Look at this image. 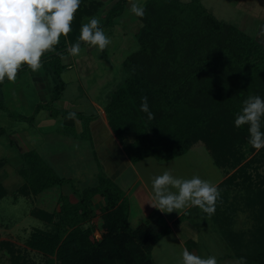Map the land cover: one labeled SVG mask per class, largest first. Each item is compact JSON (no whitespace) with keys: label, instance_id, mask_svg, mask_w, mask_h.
I'll list each match as a JSON object with an SVG mask.
<instances>
[{"label":"trees","instance_id":"16d2710c","mask_svg":"<svg viewBox=\"0 0 264 264\" xmlns=\"http://www.w3.org/2000/svg\"><path fill=\"white\" fill-rule=\"evenodd\" d=\"M129 2L116 0L100 26L115 25ZM144 5L145 14L138 17L141 24L135 33L138 46L122 60L125 79L104 107L107 125L133 164L148 157H179L203 142L215 164L227 175L218 186L221 192L243 189L250 194L248 203L258 206L253 232L258 248L240 254L239 259L242 264H264V177L259 176L256 185L248 171L256 162L264 163V148L248 144V125H234L244 99L250 95L264 97V45L239 27L219 20L202 0H148ZM96 6L99 8L102 3ZM95 9L81 5L72 21V31L67 37L61 36L55 51L42 57V67L54 82L53 98L49 104H39L34 117L41 110L51 112V117H68L69 111L53 108L67 87L61 78L68 69L63 57L80 35L83 16L91 15ZM85 46L89 45L81 42V47ZM27 69L22 66L18 73ZM143 96L148 97L153 119L139 108ZM0 110H4L3 102ZM76 114V119L83 122L82 115ZM18 119L31 122L22 116ZM94 119L90 116L84 121L83 139L88 136L92 140L89 125ZM58 132L78 136L75 128L63 126ZM5 134L0 125V138ZM249 155H253L250 160ZM22 159L18 172L25 181L20 188L23 195H39L74 183L70 178L59 177L35 150L23 153ZM5 164L6 160L0 159V169ZM255 186L260 189L255 190ZM61 195L59 212L36 213L53 224L55 230H35L29 241L31 248L47 257L44 264H155L154 247L172 232L170 226L158 232L148 223L131 227L128 199L102 170L96 186L76 190V202ZM6 196L0 181V201ZM96 196L105 201L101 209V238L95 235V228L85 227L93 214L92 201ZM193 208L174 224L187 220ZM0 248L10 253L9 264H34L16 254L7 241H1Z\"/></svg>","mask_w":264,"mask_h":264},{"label":"rangeland","instance_id":"374dc122","mask_svg":"<svg viewBox=\"0 0 264 264\" xmlns=\"http://www.w3.org/2000/svg\"><path fill=\"white\" fill-rule=\"evenodd\" d=\"M147 1L148 0H143V3L145 4ZM179 1L188 3L191 0ZM202 3L208 11L219 20L239 27L246 34L256 37V39L264 45V0H202ZM127 6L129 8L130 4H127ZM133 16L132 14H126L118 25L102 27L106 35H108L112 41L105 50L101 51L95 46L81 49L78 57H83L85 54V59H92V62H90L91 64H87V61H84L83 58V61L81 60L79 62L80 64L83 63L81 64L82 68L72 67L63 72L61 78L67 84V88L63 92V98L55 103V106L53 105L54 109L76 112L81 114V117H83L85 121L87 117H90L88 115L97 116V109H103L107 105L112 92L122 84L125 79V73L121 63L122 60L128 54L136 50L138 46L135 33L138 31L141 23L137 16ZM104 22L105 19L101 24ZM125 32L130 33V36H126L124 34ZM131 35L133 39H131ZM16 79L18 80L17 85L15 84L16 80L14 82L6 81L0 88V102H3L4 105V110H0V125L5 128L7 132L6 136L4 135L0 140V159L6 160L5 166L0 169V181L7 191V196L0 201V242H9L16 254L23 255L34 264H44L47 257L38 250L31 248L29 241L32 239V233L35 230L52 232L55 228L53 224L46 219L38 217L36 213L42 210L51 214L59 212L61 207V194L70 196L69 198L71 201H77L76 190L81 191L85 186L91 184L90 179L85 180L82 178V180L80 177L83 174L82 168L85 167V164H88L87 162H89L88 169H90L88 172L85 170L86 174L89 173L87 176L89 177L94 173L95 164L93 161L96 155H93V149H96L94 148L96 144L93 142L94 138L91 130L90 135L93 141L89 139L88 136L84 139L86 140V145L88 142L90 143H88L90 149L87 151V154L85 149L79 147L74 151L73 148L78 143L70 141L69 144L63 132L52 131L50 133H45V131L40 130L39 126L47 127L46 123L62 120L56 116L50 117L49 113L51 112L48 110H41L39 114L34 117V111L39 104L46 105L51 102L49 100L53 95L52 89L54 87V82L50 80V88L46 91H40L37 88L39 84L37 85L34 82L32 73H30L29 70L19 75ZM103 112L104 111H101V116L105 120ZM20 116L31 119V122L18 119ZM43 119L49 120L50 122L45 121V123ZM24 129L27 130L26 137L24 135ZM198 143L203 144L200 145L203 146L200 147V149L204 151L195 149V151H189V153L177 157L175 161L171 162L170 166V171L173 175L177 177L178 175L186 177L185 174L195 169L196 174L205 177L206 174H210L209 172L211 169L218 171L217 167L214 168L212 165L213 159L210 153L204 148L206 145L201 141ZM32 147L36 152L40 151V153H44L54 161L64 160V163L70 158L74 159L75 155L81 154L80 156H82V159L77 162L65 163H70L68 167L71 165L72 169H76V171L73 170L70 173L75 175V178H73L74 183L66 187H54L39 195H23L20 192V188L25 181L18 171L23 165L22 154L31 150ZM121 148L123 149L122 146ZM55 151L59 152L58 159H55ZM248 157V160H250L253 155H249ZM66 167L67 166H65L63 170L66 169ZM69 169L71 168L69 167L68 170ZM222 170L223 174H225L224 169ZM248 171L253 176L254 184L257 185V181L260 179L259 176L264 177V163L256 162L254 167ZM77 173H79V175ZM232 173L233 171H230V174ZM87 176L84 175V177ZM225 176L227 175L225 174ZM113 182L119 186V182ZM254 188L255 190L260 189L256 186ZM248 195L250 194L244 192L241 196L237 197L238 199L242 198V202L247 204ZM222 198L225 199V197ZM95 201L92 203L93 214L91 219L85 223V227L95 228V235L101 238L102 216L104 214L101 209L105 206V201H102V199ZM134 202H136V199ZM236 202L238 201L235 200L234 205L232 204L231 206L235 207ZM229 203L230 201L226 204L219 201V206H221L219 209H229ZM148 206L149 203L146 202V208ZM244 212L245 213H243V211L240 213L238 212V217L233 219V227L242 232L248 231V229L251 231L254 226V218L252 214L250 216L247 211ZM213 215L215 216V213L209 216L203 213L198 207H194L187 219L194 229L180 224L181 233L184 235L192 234V236H194L193 234L197 233L196 227L203 223L207 225L201 228V230L204 231V234L209 235V221L212 219L211 216ZM57 220L58 218L55 219V221ZM245 234L247 233L245 232ZM250 234L251 233H249V235ZM212 235L215 236L211 233L207 236L209 238L204 243L205 246L209 245L211 248L210 253L206 254V256L215 255L219 250L225 251V249L221 247L225 246L224 243L214 244L210 241V236ZM163 244L164 243L158 246L161 251L156 261L161 262V264H172L173 262L176 264V262H179L180 260L176 259L174 256L172 259L166 260L165 257L167 253L162 251V248H164ZM193 245V243L187 244L188 247H192ZM214 248L219 249L215 250ZM10 257L9 252L0 248V264H9L8 260Z\"/></svg>","mask_w":264,"mask_h":264},{"label":"crops","instance_id":"0c3cea01","mask_svg":"<svg viewBox=\"0 0 264 264\" xmlns=\"http://www.w3.org/2000/svg\"><path fill=\"white\" fill-rule=\"evenodd\" d=\"M116 0H83L81 5H86L87 9L91 8L95 11L91 15H88L85 13L81 20V25L83 23H86L88 18L96 16L99 17L101 22L104 21L107 12L109 9L112 7ZM102 3L101 7H97V3ZM129 2L128 4H130ZM91 4L95 5L94 7L91 6ZM131 15L128 12V6L126 5L125 11L121 17L116 19L115 25H118V23L121 21V19L126 15ZM134 17V16H133ZM114 25V26H115ZM128 32H125L124 34L126 36H130V33L126 34ZM134 33V32H133ZM131 33V34H133ZM130 39V38H129ZM128 39V40H129ZM131 39L132 35H131ZM130 39V40H131ZM62 38H60V41ZM130 43V41H129ZM70 46L67 47V49ZM86 47H81V49H86ZM92 47V46H91ZM67 51V50H66ZM84 58V59H83ZM85 54L83 57H78V56H72L68 52L64 55L63 57V64L68 66L69 68L72 67H81V64L79 63L82 59L84 61H87V64L92 62V59H85ZM82 60V61H83ZM91 64V63H90ZM30 71L32 73V77L34 78V82L38 85L37 88L40 91L47 90L50 88V80L53 82L52 77L47 74L45 70H43V67H41L38 71H32L30 68L21 72L17 73V77L19 75H22L26 71ZM17 79L15 81V84L17 85ZM1 88V87H0ZM67 88V87H66ZM53 90V89H52ZM53 94V92H52ZM53 98V95L51 96L50 100L51 101ZM63 98V96H62ZM61 98V99H62ZM1 100V97H0ZM100 108V107H99ZM104 109V108H103ZM103 109H97L96 115H92L95 117L93 121H91L89 128L93 133V138H94V143L96 144L93 149V155H96L95 160L93 161L95 164V170L93 171L94 173L90 175L89 177L87 176L85 170L88 172L90 169H88L89 162L88 164H85V167L82 168V176L80 177L81 179H90L91 184L89 186H85L83 189L88 188V187H94L98 184V175L100 171L102 170L105 172V174L112 179L113 181L119 182V187L121 190L124 192L126 198L129 201L130 205V214H129V223L131 227L135 228L139 226L140 224L143 223H148L152 228H154L156 231L161 232L163 231L166 227L170 226L172 227V232L169 235L164 236L160 241L156 244L152 251V256L155 264H161V262H157L156 258L159 256V253L161 249L159 250L158 246L164 243L162 248V251H165L167 253V256L165 257L166 260L172 259L173 256L176 257V259H181V252L183 248H188L189 251L193 252L194 254L202 257H207L206 254L210 253L211 248L208 246H205L204 243L206 240L209 238L211 233L214 234L215 236H210V241L214 244L217 243H224L225 246H221L225 251L223 252L222 250H219L217 254H215L219 264H242L241 260L239 259L240 254L247 253L248 251L254 250V248H258V242L253 236L254 228L257 226V219L255 215V211L257 212L258 206L251 205L249 203L244 204L242 202V198L238 199L239 196H241L245 190L243 189H237V188H231L227 192H221V197L217 201L216 204V212L215 216H211L212 219L209 221V235L204 234V231L201 230L204 226L207 224H199L196 228V232L192 236L191 235H184L181 233V229L179 227L180 224L185 227H192L193 226L189 223L188 220H185L179 224H174L178 218H180L186 211L190 210L193 208L192 206L185 207L184 209L181 210H174L171 213L163 212L160 209L154 207L150 202L151 201V193H152V186H151V179L154 175L157 174H162L165 170H170L171 162L175 161L177 157L175 158H169V157H164L161 160H157L154 157H148L136 164L131 163L129 158L127 157L125 151L121 148L119 143L117 142L116 138L114 137L113 133L111 132L109 126L107 125L106 120L103 119L101 116V111H104ZM101 110V111H100ZM35 112V111H34ZM39 114V113H38ZM37 114V115H38ZM36 115V116H37ZM49 116L51 117L50 113ZM91 116V115H88ZM62 120L56 121V122H50L49 120L43 119V121H47L50 123H46L47 127H40V130L45 131V133H50V132H58L59 128L61 127H70V128H75L77 131L78 136L77 137H70V136H64L65 138L68 139V143L70 144V141H73L74 143H78L73 150L76 151V149L82 148L87 151L90 149V143L87 145L85 144V141L82 137L81 134L83 132V122L79 121L77 119H68L62 116H59ZM53 121V120H52ZM40 131V132H42ZM25 132V137H26V132L27 130L24 129ZM23 132V133H24ZM7 134V132H6ZM5 134V136H6ZM4 137V136H3ZM2 137V138H3ZM0 138V140L2 139ZM27 139V138H26ZM28 141V140H27ZM29 143V142H28ZM73 143V144H74ZM30 144V143H29ZM92 144V143H91ZM203 145L201 143H196L189 151H195V149L199 151H204L200 149V146ZM70 148V147H69ZM205 149H207L204 146ZM31 150H34L33 147ZM72 150V152H73ZM30 151V150H28ZM26 151V152H28ZM189 151L187 153H189ZM207 151L210 153V151L207 149ZM25 153V152H24ZM40 153V151L38 152ZM56 154H54L55 159H58L59 157V152L55 151ZM186 153V154H187ZM44 161L53 169V171L61 178H70L73 180L75 178V175L70 174L73 170L76 171V169H72L71 165L69 166L71 169L68 170V165L70 163L65 164L66 162H77L78 160L82 159L81 154H77L73 158H70L69 160H66L64 163V160H56L54 161L53 159L49 158L47 155L44 153L39 154ZM211 155V153H210ZM53 156V155H52ZM91 156V154H90ZM183 156V155H182ZM212 157V155H211ZM213 159V157H212ZM71 163V164H72ZM67 166L66 169L63 170L64 166ZM213 167L216 168L218 171L212 170L209 172L210 174H206L205 177L202 175L196 174L195 169L194 170H189L190 172L185 174L186 177L184 178H191L193 175H199L202 179L205 178V180H209L213 183H215L217 186H219L227 176L223 174V170L219 168L214 160H213ZM101 168V170H100ZM78 170V169H77ZM66 172V173H65ZM195 173V174H194ZM79 175V173H77ZM86 175L87 177H84ZM178 177H181L178 175ZM208 177V178H206ZM82 179V180H83ZM82 189V190H83ZM238 196V197H237ZM222 197H225L222 198ZM98 201L102 199V197L97 196L93 199L92 203L94 201ZM136 199V202H134ZM236 202V206H231L232 204L234 205V201ZM240 200V201H239ZM95 201V202H96ZM102 201H104L102 199ZM219 201L223 203H229V209L225 208L224 210L219 209L221 206H219ZM146 202L149 203V206L146 208ZM228 207V204H227ZM224 211V212H222ZM245 213L244 211H247L248 214L253 216L254 218V226L251 229V231L246 230L245 232L239 231L236 228L233 227V219L238 217V212ZM223 219H222V218ZM225 219V220H224ZM230 219V221H229ZM208 228V227H207ZM194 229V228H193ZM243 230V229H242ZM225 232V233H224ZM249 233H251L249 235ZM218 238V239H217ZM188 243H193L194 245L192 247L187 246ZM216 247V246H215ZM215 250H218L219 248H214ZM247 250V251H246ZM174 264V262L172 263ZM176 264H179V262H176Z\"/></svg>","mask_w":264,"mask_h":264},{"label":"clouds","instance_id":"9594fccd","mask_svg":"<svg viewBox=\"0 0 264 264\" xmlns=\"http://www.w3.org/2000/svg\"><path fill=\"white\" fill-rule=\"evenodd\" d=\"M83 0H0V83L6 79L14 82L18 70L27 66L38 71L42 57L55 51L61 36L67 37L72 31V21ZM128 12L142 17L145 14L143 0H131ZM99 17L88 18L80 28V35L67 49L72 56L81 52V42L105 50L111 38L100 26ZM139 108L154 118L148 97H141ZM68 119H76V112L68 113ZM234 125L240 128L248 125V144L253 148H264V97L250 95L242 102L236 113ZM150 202L163 212L171 213L185 207H198L203 213L212 215L221 197L219 187L202 179L199 175L191 178L177 177L170 170L154 175L151 179ZM179 264H219L215 255L202 257L183 248Z\"/></svg>","mask_w":264,"mask_h":264}]
</instances>
